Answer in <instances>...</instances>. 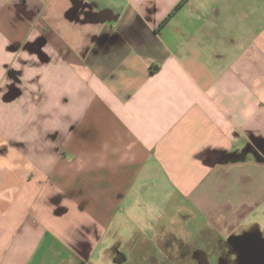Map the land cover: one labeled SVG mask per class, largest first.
I'll return each mask as SVG.
<instances>
[{"label": "crops", "instance_id": "0c3cea01", "mask_svg": "<svg viewBox=\"0 0 264 264\" xmlns=\"http://www.w3.org/2000/svg\"><path fill=\"white\" fill-rule=\"evenodd\" d=\"M181 1L0 0V264L264 234V0Z\"/></svg>", "mask_w": 264, "mask_h": 264}, {"label": "flooded vegetation", "instance_id": "af4514ba", "mask_svg": "<svg viewBox=\"0 0 264 264\" xmlns=\"http://www.w3.org/2000/svg\"><path fill=\"white\" fill-rule=\"evenodd\" d=\"M203 237L200 242L204 250L190 252V246L181 242L172 245L170 242L165 251L159 254L142 252L138 264H264V234L256 231L230 233L227 236L215 233L213 240ZM172 241V240H171ZM172 245V246H170ZM190 252V254H189ZM198 253V257L197 254ZM191 255V256H190ZM192 258V259H191ZM115 262H126L125 252H118ZM195 259V260H193Z\"/></svg>", "mask_w": 264, "mask_h": 264}, {"label": "rangeland", "instance_id": "374dc122", "mask_svg": "<svg viewBox=\"0 0 264 264\" xmlns=\"http://www.w3.org/2000/svg\"><path fill=\"white\" fill-rule=\"evenodd\" d=\"M195 224H196V222H195ZM196 230H198V229H196ZM199 230H200V232L195 233V229H194L193 233H191V235H189V237H188L189 240L186 243V244H188V246H190L191 249H189V250L192 253V255L194 254L193 251L198 252L199 250H204L202 247L203 244L200 242V240H202V238H203V231L201 229H199ZM161 248H162V246H161ZM128 252L129 251L126 252V255L130 259V263L134 264L133 257L130 256V253H128ZM190 252H189V254H190ZM195 254H197V257H198V253H195ZM193 260H195V259H193Z\"/></svg>", "mask_w": 264, "mask_h": 264}, {"label": "trees", "instance_id": "16d2710c", "mask_svg": "<svg viewBox=\"0 0 264 264\" xmlns=\"http://www.w3.org/2000/svg\"><path fill=\"white\" fill-rule=\"evenodd\" d=\"M184 1H185V0H182V1L180 2L179 6H181V5L183 4ZM179 6H178V7H179ZM172 14H174V10L172 11V13H170V16H171Z\"/></svg>", "mask_w": 264, "mask_h": 264}]
</instances>
